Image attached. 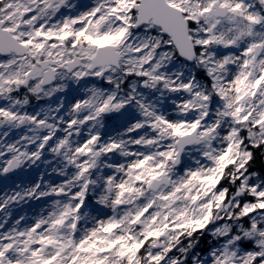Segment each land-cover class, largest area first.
<instances>
[{
    "label": "snow or ice",
    "instance_id": "1",
    "mask_svg": "<svg viewBox=\"0 0 264 264\" xmlns=\"http://www.w3.org/2000/svg\"><path fill=\"white\" fill-rule=\"evenodd\" d=\"M0 264H264V0H0Z\"/></svg>",
    "mask_w": 264,
    "mask_h": 264
}]
</instances>
